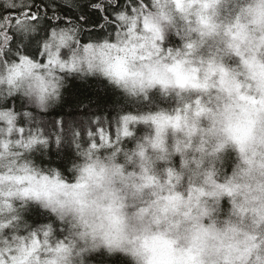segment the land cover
Instances as JSON below:
<instances>
[{
	"label": "clouds",
	"instance_id": "obj_1",
	"mask_svg": "<svg viewBox=\"0 0 264 264\" xmlns=\"http://www.w3.org/2000/svg\"><path fill=\"white\" fill-rule=\"evenodd\" d=\"M0 264H264V0H0Z\"/></svg>",
	"mask_w": 264,
	"mask_h": 264
},
{
	"label": "trees",
	"instance_id": "obj_2",
	"mask_svg": "<svg viewBox=\"0 0 264 264\" xmlns=\"http://www.w3.org/2000/svg\"><path fill=\"white\" fill-rule=\"evenodd\" d=\"M93 91L87 87L81 85H73V89L70 92L69 100L67 101L68 104H72L75 102V98L91 96L93 95Z\"/></svg>",
	"mask_w": 264,
	"mask_h": 264
}]
</instances>
